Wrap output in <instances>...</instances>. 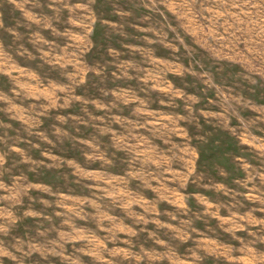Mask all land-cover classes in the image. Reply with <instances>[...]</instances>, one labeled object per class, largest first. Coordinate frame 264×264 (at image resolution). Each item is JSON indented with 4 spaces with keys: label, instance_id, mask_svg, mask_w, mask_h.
<instances>
[{
    "label": "rangeland",
    "instance_id": "rangeland-1",
    "mask_svg": "<svg viewBox=\"0 0 264 264\" xmlns=\"http://www.w3.org/2000/svg\"><path fill=\"white\" fill-rule=\"evenodd\" d=\"M0 264H264V0H0Z\"/></svg>",
    "mask_w": 264,
    "mask_h": 264
}]
</instances>
